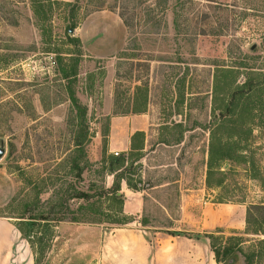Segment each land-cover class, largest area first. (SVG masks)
Wrapping results in <instances>:
<instances>
[{
  "label": "rangeland",
  "instance_id": "obj_1",
  "mask_svg": "<svg viewBox=\"0 0 264 264\" xmlns=\"http://www.w3.org/2000/svg\"><path fill=\"white\" fill-rule=\"evenodd\" d=\"M90 14L120 22L116 51L85 40ZM101 29L97 41L114 49L118 33ZM248 79L264 82V0H0V234L10 259L4 264H216L211 240L203 238L211 231L221 245L243 237L249 254L264 239L244 234L248 205H264L260 182L242 161L264 176L259 106L254 123L247 110L238 119L236 130L247 139L235 155L243 159L219 163L222 188L206 184L212 136L225 140L231 127L221 126L222 116ZM257 95L264 110V94ZM76 143L91 164L80 182L68 164ZM104 152L125 158L126 170L117 173L132 174L134 189L120 185V215L116 203L96 195L93 214L83 218L78 208L90 201L68 203L80 222L27 220L47 213L41 204L70 184L110 188ZM120 219L127 224L112 223ZM256 250L262 256L255 264H264V246Z\"/></svg>",
  "mask_w": 264,
  "mask_h": 264
},
{
  "label": "trees",
  "instance_id": "obj_2",
  "mask_svg": "<svg viewBox=\"0 0 264 264\" xmlns=\"http://www.w3.org/2000/svg\"><path fill=\"white\" fill-rule=\"evenodd\" d=\"M74 28V25L70 26L68 28V32L73 31ZM77 42L79 43L78 39ZM229 71H227V73H232ZM67 77L68 75L66 74L64 78ZM245 88L246 90L243 91ZM259 92H262L264 94V82H254L251 79H248L240 88H238L237 91H235L231 95L232 97L230 99V102L228 103L227 109L228 114L223 115L221 120V126L223 125L226 127L229 125L231 128L227 132L224 141L221 138H217L216 136H214V134L212 136L209 149V162L207 164V186H212L218 189L223 187L222 185L224 184L225 174L220 171L221 167L219 163L224 161H238L239 158L243 159V157L235 155V152L238 149V145L243 142V140H246L247 137H243V132L236 130L237 123L238 119H240V117L245 114V111L243 110H247L246 112L251 115L252 120L249 123H254L253 119H255V117H259L258 119H260V116H257L256 114V109L259 106V111L264 112V110L262 109V103L260 102L263 100H261L260 96L257 95ZM257 97L259 99H257ZM70 100L75 106L77 105L76 109L77 111H79V115L82 118L85 111L81 109V107H79L78 101L76 100V98H74L73 95L70 96ZM236 109H239V111H236ZM235 116L236 119H234ZM257 126L258 128L262 126V128L260 129H264V123L262 121H258ZM251 133V129L248 130L247 134L249 136L251 135ZM135 135L141 134L137 133ZM133 149L135 148L131 146V150ZM73 154L75 155H73L68 162V164L70 165L69 170L70 173H74V178L77 179L78 182H80L83 171L86 167H90L91 164L88 162V160H86L85 152L81 148V145H79L78 143L75 144ZM82 160H84L83 164L80 165V162ZM242 161L246 165V170L251 175V178L253 180L259 181L260 187L262 191H264V176H261V172L259 173V169L255 165V163L245 159ZM100 162L102 172L107 173L109 176L113 177L112 185L110 188L90 184V186L84 191L80 188L75 187L74 184H70L68 190L61 194L60 197L56 198L55 201H49L46 203V205L41 204V207H46L48 205L49 211L47 213L39 211L31 215L29 218H27V220L42 222H80V218L84 217L83 215H87L88 212L93 214V202L91 201L96 195L98 198L103 197L109 204L116 203L118 206L113 211L114 213L120 215L121 205L123 202V196L122 194H120V185L121 182L124 181L129 188L134 189L131 184L132 174L130 172H122L121 174H119L120 172L117 173V171H120L123 167H125L124 170H126V160L122 156L114 157L111 155H107L106 152H104ZM222 165L224 166L225 163H222ZM212 176L217 177V180H215L214 184H212V182L210 181ZM96 191H99L98 194H92L96 193ZM76 200L83 201L85 203H88L89 201L91 202H89L86 206H80L78 208L80 218L77 217L75 213H73L69 209L68 205L69 202ZM234 203L242 204L244 203V201L241 200ZM67 214H70V216H66ZM244 222L245 235L264 237V205H248L245 211ZM91 223L95 222L93 221ZM112 223L117 225L127 224L124 219L114 220ZM142 225L145 226L144 223H142ZM16 229L20 234L24 235V233L20 231L19 227H16ZM211 232H204L203 238L211 240L210 249L214 255V261L216 264H235L237 261H239V257L242 258L243 264H255V259L262 256L261 253L257 252L256 248H261L262 246H264V239L256 240L254 245H252L250 248L252 249L251 252L249 254H246L243 247L245 243L243 237L232 236L228 238L223 245H221L217 243L218 241H214L216 238H214V233ZM169 235L176 237L181 236L187 239H198L200 237L199 235L193 237L190 235L187 236L178 233H169Z\"/></svg>",
  "mask_w": 264,
  "mask_h": 264
},
{
  "label": "crops",
  "instance_id": "obj_3",
  "mask_svg": "<svg viewBox=\"0 0 264 264\" xmlns=\"http://www.w3.org/2000/svg\"><path fill=\"white\" fill-rule=\"evenodd\" d=\"M102 25H106V28H108L109 31L114 30L115 32L118 33V35H119L118 42L119 43L114 49L105 50L106 47H103L97 41L98 40L97 38L102 36V34H101L102 33L101 26ZM120 25L121 24L118 21H117V24H115V25H113L112 23L109 24V21H108V19H106L105 16H97L96 17L95 14H90L85 18V21H83V24H82L84 38H85V40L90 41L92 43L94 49H96L98 51L114 52V51H116V49L119 47V44H120V39H121V34H120L121 33V31H120L121 27H120ZM98 51H96V52H98ZM13 230L16 231L17 233H19L18 230L16 229L15 225L13 226ZM7 246H8L7 243H5L3 245V238L1 237V234H0V264H4L7 260H10V259H8L7 252H4V247H7ZM13 246H15V245H13Z\"/></svg>",
  "mask_w": 264,
  "mask_h": 264
},
{
  "label": "water",
  "instance_id": "obj_4",
  "mask_svg": "<svg viewBox=\"0 0 264 264\" xmlns=\"http://www.w3.org/2000/svg\"><path fill=\"white\" fill-rule=\"evenodd\" d=\"M73 31H70V33H72ZM5 151L2 147H0V159L4 156Z\"/></svg>",
  "mask_w": 264,
  "mask_h": 264
},
{
  "label": "built area",
  "instance_id": "obj_5",
  "mask_svg": "<svg viewBox=\"0 0 264 264\" xmlns=\"http://www.w3.org/2000/svg\"><path fill=\"white\" fill-rule=\"evenodd\" d=\"M115 155H117V154H115Z\"/></svg>",
  "mask_w": 264,
  "mask_h": 264
}]
</instances>
